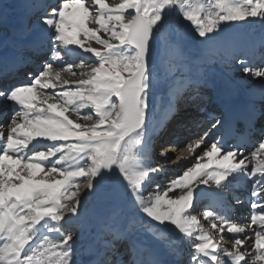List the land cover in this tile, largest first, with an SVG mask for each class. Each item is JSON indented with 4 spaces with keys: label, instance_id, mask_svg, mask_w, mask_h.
I'll return each mask as SVG.
<instances>
[{
    "label": "snow or ice",
    "instance_id": "1",
    "mask_svg": "<svg viewBox=\"0 0 264 264\" xmlns=\"http://www.w3.org/2000/svg\"><path fill=\"white\" fill-rule=\"evenodd\" d=\"M250 18L264 21V0H121L116 5L58 0L42 9L33 38L12 40L10 67L24 68L36 58V66L24 72L28 82L0 85V117L13 106L7 125H0L7 128L0 131V264H121L113 259L117 240L132 253L130 264H179L165 259L177 251V240L189 244L188 264H264V125L249 154L240 145L209 144V132L194 142L174 139L160 148L163 163L169 149L187 151L195 163L162 192L157 185L154 194L143 195L163 171L152 163L159 132L152 116L156 85L150 61L158 38H171L175 24V32L187 28L211 40L221 24ZM171 46L178 49L175 40ZM76 49L79 62L65 65ZM261 49L264 57V43ZM88 53L94 65L85 62ZM237 63L245 76L264 81V65ZM65 72L79 79H65ZM170 111L175 114V105ZM254 120L253 112V128ZM223 126L215 119L211 128ZM181 159L187 157L172 162ZM241 181H250L252 213L246 222L233 221L215 207ZM85 194L109 210L94 242L83 249L96 257L92 261L78 258L79 235L65 227L79 219ZM204 196L212 200L202 213L210 229L192 214ZM126 197L134 211L128 210ZM225 231L232 234L231 248L214 238L215 233L223 241Z\"/></svg>",
    "mask_w": 264,
    "mask_h": 264
},
{
    "label": "bare ground",
    "instance_id": "2",
    "mask_svg": "<svg viewBox=\"0 0 264 264\" xmlns=\"http://www.w3.org/2000/svg\"><path fill=\"white\" fill-rule=\"evenodd\" d=\"M2 2L3 1L0 0V4ZM107 2L110 5H116L119 4L121 0H107ZM19 3V10L14 9L13 11L16 14L11 16H7L4 12V6L3 8L0 6V33H8V35H4L8 37L3 38L7 39L6 41L0 40V75L3 78V82L6 81V84L28 82L27 79L17 80V77L11 79V75L5 74L8 69L12 68L9 66V58L15 54L12 40L16 38L31 40L34 35L33 26L35 25L37 15L40 14L42 9H50L51 6L58 3V0H20ZM20 13H25V16ZM262 43H264V21L250 18L245 22L224 24L223 28H220L211 40L201 39V41L197 40L192 46L184 45L187 51L190 50L188 55L181 60L169 62V65L165 68L167 74L159 77L161 83L156 86L157 89L153 90L151 105L154 108L153 113L154 116H156V125L159 134L163 132L164 128L168 127L177 132V138L182 142H194L195 139L200 137L199 135L195 136L194 132L197 131L198 125L200 124L199 107L203 105L205 101V106L210 112L216 107V102L220 100L241 102L245 107L249 108L250 111L258 113L257 118L259 119V127L264 125V81L260 78L245 76L237 63L238 60H244L254 68L264 65V57L261 56ZM89 57L91 58V54L90 56L89 54H85L86 63L90 61ZM249 57L252 59H249ZM80 58L79 50L76 49L66 57L65 65L67 63H78ZM59 64V61L54 62V68ZM155 69H158V67L154 68V70ZM73 71L79 73L80 70L73 68ZM62 75L63 78L69 80L79 79V75H77V77H71L70 74L66 72L62 73ZM206 87L209 88L205 89ZM46 91L51 93L53 90L48 89ZM179 94L181 96H179ZM177 96H179V100L175 101L174 98ZM172 100L173 102L175 101V104L177 103L175 114H172L171 111L168 112V109V115L166 117H160ZM186 107H189L188 112L186 111ZM192 110V114H188ZM12 112L13 106L9 104L6 115L11 116ZM82 112H84V110H82ZM88 112L89 109L85 113ZM7 123L8 120L5 119L4 116L0 117V125H7ZM0 131L6 133L7 128L0 127ZM207 140L209 144L215 141L214 138H209ZM257 146L258 142L252 149L245 153L249 154ZM170 152H172L170 154L176 153L175 157L183 156L187 157V159H181L179 162H176L173 167L169 165L173 164L172 161L175 157L169 159L168 164H164L161 158L155 160L156 165L162 166L163 176L161 178V176L159 177V173L155 174L152 180L145 186L143 195L146 199L150 193L154 194L157 191V185H159V190L162 192L171 180L175 179L186 168L195 163V157L187 151L177 149ZM157 153L158 152H155V156H157ZM197 153L202 154V150L197 149ZM242 182L243 184L250 185V181ZM81 187L83 188V185ZM203 187L204 186H201V188ZM229 190H226L224 195ZM176 194H179V190H177ZM126 198L124 203L128 210L134 211L132 201H127ZM201 199H203V197L198 199L195 211H193L192 214L202 217L199 218L201 224L204 228L210 229V222L203 221L202 213L205 210L203 207L205 201L201 202ZM96 201L97 200H93L83 206L80 217L77 220L78 226L74 224L75 220H73L70 225L65 226L69 231H73L79 235L76 247L80 253L78 258L81 261H92L96 259L95 256L84 254L83 249L94 242L99 225L105 216L109 214L108 209L103 208L101 211L97 208ZM48 235H50V238L59 239L55 233ZM173 235L175 236L176 234L173 233ZM224 235L226 244H224L223 247L231 248L229 237L232 234L225 231ZM214 237H216L215 233ZM217 237L219 238V236ZM122 247H124V254L121 253ZM176 247L177 251L169 253L165 259L179 262V264H188L190 252L189 244L182 240H177ZM115 248L116 251L113 255V259L120 260L121 264H125V262L130 264L133 256L125 242L123 240H117L115 242ZM126 250L129 253H127ZM248 259L250 260L251 256H249Z\"/></svg>",
    "mask_w": 264,
    "mask_h": 264
},
{
    "label": "rangeland",
    "instance_id": "3",
    "mask_svg": "<svg viewBox=\"0 0 264 264\" xmlns=\"http://www.w3.org/2000/svg\"><path fill=\"white\" fill-rule=\"evenodd\" d=\"M2 1L3 2L0 4V6L2 8L4 6V12H5V14L7 16H11L13 14H16V13H14L13 10L14 9L17 10L20 7V3H19L20 0H2ZM20 14L25 16V13H20ZM223 26H224V24H221L220 28H223ZM175 28H176V25L174 24L172 26V29H170V33L172 34L171 38H169L168 34H165L164 36L159 37L160 40H161V53H160L159 58H158L157 66L155 67V68L158 67V69H155V70L153 69V71H154L153 79H154V83H155L156 86L161 83V79L159 77L162 76V75H166L167 74V72L165 71V68L169 65L168 63L171 62V61H177V60L183 59L184 57H186L188 55V53L190 51V50L187 51L186 50L187 48L185 46L186 45H191L192 46L197 40L201 41V38L197 37L191 29L185 28V29H181L179 32H175L174 31ZM0 34H2V33H0ZM5 34L8 35V33H6V32L4 34L0 35V40H5V41L7 40V39H3V38H7L8 37L7 35L4 36ZM172 40H175L178 43V49H174L171 46V41ZM88 43L92 47H96V48L100 47V45L96 44L94 40H90V41H88ZM88 54L90 56V53H88ZM48 55L50 56L51 54L49 53ZM89 59H90V61L88 63L94 65L95 64V57L91 56V58L89 57ZM35 62H37L36 58L32 59L30 61L29 65L27 66V69L28 68L32 69L33 67H35L34 66ZM25 71H27V70H25ZM154 89H157V88L155 87ZM151 107H152L153 122H154V124H156V118H155L156 116H154V113H153L154 108H153L152 105H151ZM90 111L91 110L89 109V112ZM81 123H89L90 124L92 122L91 121L85 122V121L81 120ZM171 136H172L171 134H168L169 138ZM173 157H175V155H173V154L168 155V163H169V159H171ZM174 165L175 164H170L169 166L173 167ZM161 176H163V175H161ZM126 199H127V201L131 200L130 197H127ZM93 200H97L96 201V206H97V208H99L102 211V209L104 207L101 206V204L98 201L97 197L93 196V195H88V194L84 195V198H83V201H82V209H83V206H85V204H88V203H90Z\"/></svg>",
    "mask_w": 264,
    "mask_h": 264
},
{
    "label": "water",
    "instance_id": "4",
    "mask_svg": "<svg viewBox=\"0 0 264 264\" xmlns=\"http://www.w3.org/2000/svg\"><path fill=\"white\" fill-rule=\"evenodd\" d=\"M160 45H161L160 44V39L158 38L157 43L154 46V52L152 54L151 61H150L152 67H155L156 64H157V58H158V56L160 54Z\"/></svg>",
    "mask_w": 264,
    "mask_h": 264
}]
</instances>
